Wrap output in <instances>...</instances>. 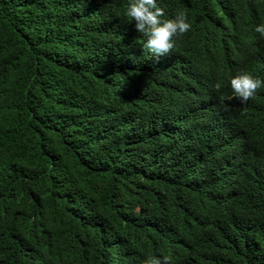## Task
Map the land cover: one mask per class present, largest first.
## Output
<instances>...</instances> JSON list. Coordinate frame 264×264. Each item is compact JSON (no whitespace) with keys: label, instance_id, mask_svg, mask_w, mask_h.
Returning <instances> with one entry per match:
<instances>
[{"label":"trees","instance_id":"trees-1","mask_svg":"<svg viewBox=\"0 0 264 264\" xmlns=\"http://www.w3.org/2000/svg\"><path fill=\"white\" fill-rule=\"evenodd\" d=\"M0 264H264V0H0Z\"/></svg>","mask_w":264,"mask_h":264},{"label":"clouds","instance_id":"clouds-1","mask_svg":"<svg viewBox=\"0 0 264 264\" xmlns=\"http://www.w3.org/2000/svg\"><path fill=\"white\" fill-rule=\"evenodd\" d=\"M235 46H237V44L235 43V41L233 42V46H232V49H233V47H235ZM234 65H235V62L234 61H230V60H226V61H224L222 64H221V68L218 70V69H216V68H211V69H209L207 72H200V74H196V76H197V81H198V85H197V90L198 89H200L201 87H203V86H205L206 87V90L204 91V92H202L203 94H202V96H199L200 98H202L203 96L205 97V98H209L208 97V95H209V93H206L207 92V89H208V87H209V85H210V78H211V76L213 75V74H217V75H227V74H229V73H231V72H233L234 71ZM231 76V75H230ZM229 76V78H230V86H231V84H232V82L235 80L234 79V77H230ZM228 77H224L223 79H221L220 81H219V83L221 82V81H223V80H225V79H227ZM237 86V85H236ZM207 94V95H206ZM232 97H234V95L232 96ZM245 124H246V122H244V124L242 125V126H245ZM250 130V132H249V134H250V136L253 138V139H257L258 138V136H259V134H252L251 135V129H249ZM249 136V137H250ZM249 137H248V139H249Z\"/></svg>","mask_w":264,"mask_h":264}]
</instances>
